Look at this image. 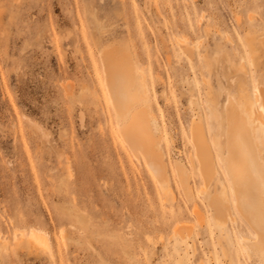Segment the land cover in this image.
<instances>
[{"label": "rangeland", "instance_id": "1", "mask_svg": "<svg viewBox=\"0 0 264 264\" xmlns=\"http://www.w3.org/2000/svg\"><path fill=\"white\" fill-rule=\"evenodd\" d=\"M108 49L141 76L162 184L120 137L100 61ZM258 89L264 0H0V264H264L242 242L264 230L234 193L264 215V124L252 138L236 101ZM192 125L217 169L206 185ZM222 155L246 175L229 178ZM215 192L229 206L224 225ZM35 230L46 246L19 243Z\"/></svg>", "mask_w": 264, "mask_h": 264}, {"label": "bare ground", "instance_id": "2", "mask_svg": "<svg viewBox=\"0 0 264 264\" xmlns=\"http://www.w3.org/2000/svg\"><path fill=\"white\" fill-rule=\"evenodd\" d=\"M247 44L249 46L250 42L247 41ZM122 57L123 56H118L114 49L103 50L102 53L100 54V61L102 64L103 73L105 75L106 83L108 86V90H107L109 92L108 95L110 96L112 107L115 112L116 123L120 125L119 127L120 137L124 142H126V144H128L130 150L132 151L135 157L139 155L143 159V162L149 169L152 176H155L157 181L160 184H162L167 179V175H166L167 167H166V163H164L162 159V155L160 153L154 154L153 152H151L153 151V149L152 150L150 149L154 141L149 136V134H147V131L150 130L152 135L155 136L154 134H156L157 137V133H156L157 124L154 119L150 120V115L147 113L148 111L147 104L149 103V98L145 92V87L143 86V84L140 85L137 84V82L141 79L140 74L136 73L135 70V76L132 77L130 71L132 68L131 63L127 62ZM133 69H135V67ZM262 94L264 95V91L258 89L252 101L248 98H245L244 102L236 100L239 105L238 108L240 109V112H242V114H244L245 116V124L252 138L254 136L253 129H255L258 124H264V100H263L264 96ZM258 103L261 105L260 108L257 106ZM135 107H138L139 109L137 111H134ZM220 112H221V116L219 119L220 130H222L223 135H225L227 129L225 105L222 106ZM220 112L218 114H220ZM214 114L216 115L215 117L218 119L219 115L217 113ZM217 119L216 121L218 122ZM191 137L195 146V154L197 159L196 169L200 171L201 175L204 178V179L202 178V180H204L203 184L206 185L208 182L212 180L213 176L215 175L214 171L216 168H214L213 159L211 157L212 155L210 154L209 147L205 145L199 127L192 125ZM233 142L237 147V152L243 155L244 157L247 156L246 155L247 151L244 149V142L242 141L241 136L238 132H234ZM158 144L159 143L157 142L156 145ZM219 144H220L219 147L221 148L220 141ZM155 147L156 146H154V148ZM224 149H227L225 140H224ZM155 151L158 152L157 147ZM161 153L163 154V152ZM220 160L223 161L224 168L229 178L230 176H235L237 174L241 176L246 175L244 174V172L240 170L238 166H235L234 164L231 165V163L225 158L224 155L220 157ZM247 161L250 162V160L248 159ZM175 169L178 177L180 176L181 179L183 180L187 179L186 174L183 170H181L177 166H175ZM258 177H255V179L257 180ZM215 182L218 184L217 180ZM219 183L221 185L223 192L225 184L222 182ZM205 190L203 189L201 191L205 192ZM259 190L263 191L264 193L263 183L259 184ZM185 191L186 193L190 194V190L188 188H186ZM222 192H217V193L215 192L212 199L209 201L210 202L209 204L212 206V209L214 208L216 211V213L214 212L216 214V216L214 217L218 220V223L224 225L225 222L227 223L226 217H228L229 214L226 216L227 214L226 210L229 206H226L225 203L223 202ZM234 193L236 195L235 197H237L236 204L238 205L242 213L243 212L247 213L248 217L250 218V222H249L250 225L252 224L258 229L262 228L264 230V215L260 213L257 210L256 206L246 198V194L238 193V192L236 193L235 191ZM256 197L258 198L259 196L256 195ZM223 199H225V197ZM227 212L229 213L230 209H228ZM255 233L256 235L255 238L251 240L252 241L251 245L249 243L251 241L247 237L242 238L243 239L242 242L244 241L245 244L248 245V247L255 246L261 252H264V237H262L257 232ZM23 239H25V241L29 244V246L31 248H34L35 250H38L39 249L38 247L40 246L47 245L44 234L42 235L41 233H39V231L36 230L30 231L27 235L21 233L19 243L23 242ZM52 256L54 257V255Z\"/></svg>", "mask_w": 264, "mask_h": 264}]
</instances>
